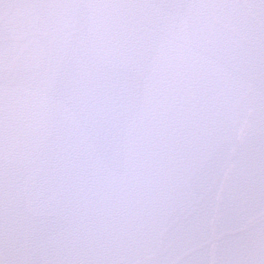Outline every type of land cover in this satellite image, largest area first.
<instances>
[{"label": "snow or ice", "instance_id": "obj_1", "mask_svg": "<svg viewBox=\"0 0 264 264\" xmlns=\"http://www.w3.org/2000/svg\"><path fill=\"white\" fill-rule=\"evenodd\" d=\"M0 264H264V0H0Z\"/></svg>", "mask_w": 264, "mask_h": 264}]
</instances>
